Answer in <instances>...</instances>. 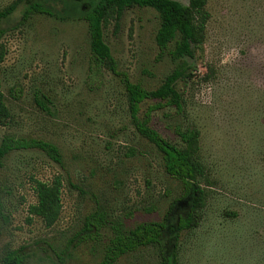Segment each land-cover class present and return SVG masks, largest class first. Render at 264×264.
Segmentation results:
<instances>
[{
	"label": "rangeland",
	"instance_id": "obj_1",
	"mask_svg": "<svg viewBox=\"0 0 264 264\" xmlns=\"http://www.w3.org/2000/svg\"><path fill=\"white\" fill-rule=\"evenodd\" d=\"M13 1L0 0V9ZM207 8L205 42L188 57L193 74L177 85L184 108L165 105L151 120L177 142L178 128L197 127L201 159L218 180L198 226L180 234V262L264 264V0H208ZM20 18L17 11L12 25ZM159 24L156 10L135 6L104 29L118 69L149 90L176 66L156 43ZM4 43L2 90L11 118L0 123V143L11 137L25 145L0 164V260L20 249L23 264H98L113 226L162 220L181 199L183 183L137 131L122 77L104 68L99 80L90 79L85 20L34 15L13 26ZM158 103L165 101L145 100L140 117ZM35 140L55 145L59 155L34 146ZM58 175L64 212L47 228L39 217L29 220L37 201L34 179L51 182ZM98 211L107 226L84 239L85 220ZM159 260V247L149 246L115 264Z\"/></svg>",
	"mask_w": 264,
	"mask_h": 264
},
{
	"label": "trees",
	"instance_id": "obj_2",
	"mask_svg": "<svg viewBox=\"0 0 264 264\" xmlns=\"http://www.w3.org/2000/svg\"><path fill=\"white\" fill-rule=\"evenodd\" d=\"M207 3L208 0H189V4L177 0H14L0 9V123L11 118L2 90V63L7 55L4 38L7 33L13 26L24 25L38 14L60 20H85L90 35V79L99 80L104 68L122 77L131 119L137 131L162 154L166 172L183 183L181 199L171 206L162 220L141 222L133 228H125L123 223L113 226V235L106 247L104 259L98 264H115L124 255L149 246L159 247L160 260L156 264H181L178 244L180 234L198 226L211 189L218 182L201 159V132L197 127L178 128L180 140L177 142L151 126L153 112L163 106L173 105L181 111L184 108V97L177 85L180 80L188 79L193 74L188 57H193L196 48L205 42L211 18ZM135 6L151 7L157 11L160 24L155 36L156 43L162 52H168L176 62L163 83L153 90L132 82L128 74L118 69L117 59L105 40L104 29L110 20L119 22L124 11ZM17 11L21 12V18L12 25ZM147 99L165 101V104L150 105L145 117L141 118V104ZM22 145L25 143L5 137L0 143V164L10 151ZM33 145L59 155L58 148L51 143L35 140ZM34 190L37 201L29 206V220L39 217L47 228L56 227L64 212L63 177L55 176L51 182L35 178ZM107 223L102 211L87 216L83 230L88 233L84 239L99 235ZM23 263L20 249L8 251L0 260V264Z\"/></svg>",
	"mask_w": 264,
	"mask_h": 264
}]
</instances>
